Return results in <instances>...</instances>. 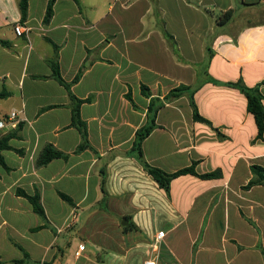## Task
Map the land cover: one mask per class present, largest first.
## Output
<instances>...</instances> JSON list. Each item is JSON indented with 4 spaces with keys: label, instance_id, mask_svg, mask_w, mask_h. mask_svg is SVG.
I'll list each match as a JSON object with an SVG mask.
<instances>
[{
    "label": "crops",
    "instance_id": "crops-1",
    "mask_svg": "<svg viewBox=\"0 0 264 264\" xmlns=\"http://www.w3.org/2000/svg\"><path fill=\"white\" fill-rule=\"evenodd\" d=\"M48 2L28 0L22 22L20 0H0L10 44H0V91L10 92L0 118L18 114L4 131L14 137L0 165V263L264 264V182L246 188L252 167L264 168V136L234 86L264 97V0H56L44 24ZM54 45L65 81L82 70L73 95L92 99L80 108L91 145L80 152L72 98L49 65ZM180 86L211 126L194 120L187 92L166 99ZM152 102L161 107L144 160L167 173L196 162L221 177L180 176L169 197L160 189L133 151ZM49 144L68 159L39 166ZM20 189L40 194L46 222ZM124 218L138 231H124Z\"/></svg>",
    "mask_w": 264,
    "mask_h": 264
},
{
    "label": "trees",
    "instance_id": "trees-1",
    "mask_svg": "<svg viewBox=\"0 0 264 264\" xmlns=\"http://www.w3.org/2000/svg\"><path fill=\"white\" fill-rule=\"evenodd\" d=\"M78 2L79 0H75ZM56 3V0H49L46 15L44 18V24H49L54 16V5ZM20 9L22 13V22H24L27 18V11H28V0H20ZM233 15L232 11H228L224 14V17L222 18V23H227ZM0 44L4 47H9L10 44L6 41L0 40ZM56 55L53 59L49 60V65L52 68V77L57 80L63 87L66 88V90L69 92L73 105H72V123L71 126L77 128L82 136V142L77 148L76 152L83 151L85 149H88L91 147L89 140H88V129L87 124L82 120L80 115V108L84 103H90L91 98L87 99H79L75 97L72 93V86L77 83L81 76H82V70L77 74V76L72 80L71 82L65 81L60 72V66L58 62V47L54 45ZM236 88H238L242 93L245 94V96L248 99V110L251 114L254 115L259 134L258 136L260 138H263L264 136V97L259 93L258 88H248L246 87L242 81H239L236 85H234ZM142 92L146 97H150L151 93L148 90L146 86H142ZM188 93L189 95V101L193 109V118L195 121L204 122L211 126V123L203 118L200 115V112L198 110V107L195 102V93L190 91L189 87L186 86H180L174 90H172L168 96H166V99H176L181 97L184 93ZM10 96V92H8L6 89H3L0 91V101L7 99ZM128 99L130 102L135 106L131 94L128 95ZM161 106L156 107L155 103L152 102L149 106V125L137 132L136 140L134 142L133 151L137 154L138 159L144 168V170L148 173L150 177L156 182V184L160 187V189L164 190V192L167 194V196H170V190H171V184L172 181L176 178L184 175H193L201 179H214L221 177V174L219 172H213L209 174L201 175L196 171L197 163L194 162L190 167L181 169L175 173H167L163 171L160 168L154 167L150 165L148 162L144 160V154H143V143L144 140L147 138V136L151 133L153 129L157 127L156 125V115ZM14 137V134H7L6 136H3L0 139V165L7 167L6 162L4 160V157L2 155V152L4 150L11 149L9 145L10 139ZM69 155L65 154L58 149H56L53 145L49 144L44 147L42 150L40 157L38 159V165L39 166H45L54 159H68ZM252 171L256 175V178L252 179L246 188H251L255 185L263 184L264 182V168L260 166H253ZM104 181L105 179H102V193L104 194V199L106 198V190L104 188ZM18 195L26 198L32 205L34 213H36L39 217H41L45 222L47 221L46 214L44 207L41 202V197L38 192H36L34 195L27 194L24 190H18ZM59 195L62 199H64L66 202H68L70 205L74 206L73 200L66 194L59 192ZM130 219V217H128ZM47 224H45L46 226ZM124 231H138V228L135 224L130 222L127 226L123 227ZM25 256L28 257V255L25 253ZM24 261H15L17 264H22ZM1 264V263H0ZM43 264H49V263H43Z\"/></svg>",
    "mask_w": 264,
    "mask_h": 264
},
{
    "label": "built area",
    "instance_id": "built-area-1",
    "mask_svg": "<svg viewBox=\"0 0 264 264\" xmlns=\"http://www.w3.org/2000/svg\"><path fill=\"white\" fill-rule=\"evenodd\" d=\"M113 2H118L119 0H112ZM14 30L18 36H22L26 29L24 28V25L21 23H17L14 27ZM18 118V114L16 112L10 113L9 117L7 118L9 121H14ZM5 118H0V139L4 136V131L7 127L8 121ZM163 236V234H161ZM83 246L79 248V250L76 252V256H79L82 253ZM144 264H157L155 260L149 259L145 261Z\"/></svg>",
    "mask_w": 264,
    "mask_h": 264
},
{
    "label": "water",
    "instance_id": "water-1",
    "mask_svg": "<svg viewBox=\"0 0 264 264\" xmlns=\"http://www.w3.org/2000/svg\"><path fill=\"white\" fill-rule=\"evenodd\" d=\"M129 224L128 218H124L122 221V226H127Z\"/></svg>",
    "mask_w": 264,
    "mask_h": 264
},
{
    "label": "rangeland",
    "instance_id": "rangeland-1",
    "mask_svg": "<svg viewBox=\"0 0 264 264\" xmlns=\"http://www.w3.org/2000/svg\"><path fill=\"white\" fill-rule=\"evenodd\" d=\"M103 210H104L105 212L109 211V210L106 209L105 206H103ZM121 223H122V222H121Z\"/></svg>",
    "mask_w": 264,
    "mask_h": 264
}]
</instances>
